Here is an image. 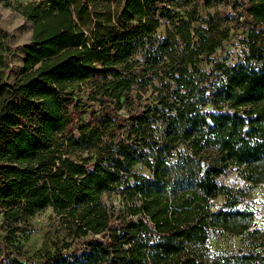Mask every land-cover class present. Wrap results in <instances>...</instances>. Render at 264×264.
<instances>
[{
  "label": "trees",
  "instance_id": "16d2710c",
  "mask_svg": "<svg viewBox=\"0 0 264 264\" xmlns=\"http://www.w3.org/2000/svg\"><path fill=\"white\" fill-rule=\"evenodd\" d=\"M113 1L0 0L34 25L13 81L0 42V264H264L224 181L264 185V0ZM49 208L64 238L29 254Z\"/></svg>",
  "mask_w": 264,
  "mask_h": 264
},
{
  "label": "rangeland",
  "instance_id": "374dc122",
  "mask_svg": "<svg viewBox=\"0 0 264 264\" xmlns=\"http://www.w3.org/2000/svg\"><path fill=\"white\" fill-rule=\"evenodd\" d=\"M39 0H12L13 3H27ZM123 0H114L111 3L113 13L123 6ZM215 13V9H211ZM219 12L224 14L225 8H219ZM33 23L26 19L11 7H5L0 2V42L1 46L10 62L8 76L10 80H15L20 73L25 56L24 46L32 41ZM246 52V47L239 40L229 48L230 61H239ZM224 181L233 187H240L243 190L244 199L255 211V228L264 231V185L250 187V184L241 180L236 173H231ZM108 199L107 196H104ZM114 201L117 202L116 198ZM223 203V197H219L214 202V208H218ZM31 231L29 239L25 244V250L29 254H37L46 249H52L57 241L60 243L65 234L64 225L51 208L38 213L31 221ZM249 241L245 236L231 235L222 231H215L209 238V247L212 251L233 250L245 246Z\"/></svg>",
  "mask_w": 264,
  "mask_h": 264
}]
</instances>
